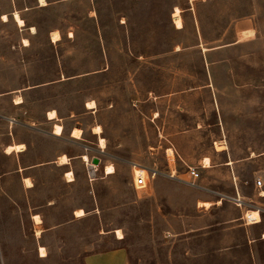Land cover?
<instances>
[{
    "label": "rangeland",
    "instance_id": "1",
    "mask_svg": "<svg viewBox=\"0 0 264 264\" xmlns=\"http://www.w3.org/2000/svg\"><path fill=\"white\" fill-rule=\"evenodd\" d=\"M12 134L36 159L68 157L75 181L51 168L37 183L55 205L23 193L2 208L7 264H79L116 230L130 264H264V0H0V140ZM73 210L85 218L63 224Z\"/></svg>",
    "mask_w": 264,
    "mask_h": 264
},
{
    "label": "crops",
    "instance_id": "2",
    "mask_svg": "<svg viewBox=\"0 0 264 264\" xmlns=\"http://www.w3.org/2000/svg\"><path fill=\"white\" fill-rule=\"evenodd\" d=\"M23 144L25 145V151L23 152H16L13 151L11 154H6L5 153V148L10 145H19ZM65 155V154H62ZM61 156V155H60ZM59 156H55L52 158H44V159H36L35 156H31L27 153L26 149V144L18 139L17 136H14L13 134L11 135V142H3L0 140V228H2L1 223L5 221L4 218H1L2 213H3V207L6 206L7 204H14V205H21V200H24V197H22V194H26L28 205L30 209L32 208V205L35 207L45 205V206H53L56 204V200L59 199V197L56 196L55 190L56 187H53L50 193V196L46 198H41L42 194L41 191L46 190V188L41 186V183H37V178L43 173L46 172L48 173L51 168L53 170H57L61 173L62 179L65 180V174L68 172H71L73 174V170L70 167L69 159H68V164L59 166L57 165V159ZM68 158V157H67ZM82 158V157H81ZM208 160V167H205L204 161ZM231 162L229 160L228 162H225V166H228V163ZM232 164V163H231ZM229 164V165H231ZM203 168H209L210 167V158L204 157L203 158ZM103 174L105 176H108L105 173V168L103 169ZM112 175V174H111ZM15 176L17 177V180L15 179ZM74 176V174H73ZM28 178L32 182V187L31 188H26L23 184V179ZM75 181V179H74ZM73 181V182H74ZM73 182H66V180L63 182L64 187H69V185ZM38 184V185H37ZM46 194V192H43V195ZM219 195V194H218ZM38 199L40 201H38ZM41 199L45 200V203L41 202ZM223 199L218 196V198L214 200H206L203 199L202 203H208L210 205V208L216 207L219 208L222 206V201ZM246 203H242V205L245 206ZM197 206V204H196ZM201 208V207H200ZM209 208V209H210ZM207 209V210H209ZM76 211V210H75ZM74 210L72 211V214H70L68 211L65 214V217H63L62 222L63 224H68V223H77L81 220H83L84 217L81 218H76L74 216ZM253 212V211H251ZM257 212V211H255ZM259 214V211L257 212ZM244 212L241 213V216L237 218V220H242L245 221L246 219L244 218ZM33 215H39L41 218L40 214H30V220L32 221ZM260 216V214H259ZM261 220V219H260ZM261 223V222H260ZM259 223L253 224V225H248V226H254ZM247 225V224H246ZM38 225H34L33 223V228H34V233L36 232L35 227ZM58 226V225H57ZM57 226H51L48 228L47 231H53L57 229ZM43 234V230L41 233V236ZM264 234V232H263ZM40 236V237H41ZM123 240V239H122ZM122 240H115V245L114 248L105 250V251H98V252H93V253H88L82 256V258L79 261V264H130L128 254L126 249L120 245ZM40 246V244H39ZM37 246V255L39 256L38 252V247ZM44 247V246H41ZM46 250V247H44ZM6 250L3 246V243L1 241V236H0V264H7L6 261ZM48 257V256H47ZM45 258L39 257L40 261H44Z\"/></svg>",
    "mask_w": 264,
    "mask_h": 264
},
{
    "label": "bare ground",
    "instance_id": "3",
    "mask_svg": "<svg viewBox=\"0 0 264 264\" xmlns=\"http://www.w3.org/2000/svg\"><path fill=\"white\" fill-rule=\"evenodd\" d=\"M40 2H41V4L42 5H45V0H40ZM5 17V16H4ZM172 18L174 19V23H175V26H176V28L177 29H180V28H182V22H181V20H180V16H179V11L176 9L174 12H173V14H172ZM13 20H14V22L19 26V27H22L23 25H24V22H23V20L19 17V15H18V13L17 12H14L13 13ZM32 30H33V28H32ZM52 34V33H51ZM52 36V35H51ZM52 38H54L55 40H57L58 39V35L57 34H54L53 35V37ZM53 39V40H54ZM25 41V40H24ZM26 43V42H25ZM19 100V99H18ZM91 108V107H90ZM47 118H48V120H54V119H56V113L54 112V111H50L48 114H47ZM94 133L96 134V135H98V134H100V128L99 127H97V128H95L94 129ZM53 134V136H55V137H57V136H60L61 134H62V127L61 126H59V125H55L54 126V128H53V130H52V133H51V135ZM80 134H81V130H79V129H77V128H75V129H73V131H72V134H71V136L73 137V138H75V139H78L79 137H80ZM98 145L101 147V148H103L104 147V140L103 139H101V137H99L98 138ZM21 146H8L7 148H6V152L7 153H12L13 151H16V152H19L20 150H21ZM224 149V147H221V146H217V150H223ZM23 151V150H22ZM68 163V159L65 157V156H60V158L58 159V161H57V164H59V165H65V164H67ZM114 172V169L110 166H108V167H106L105 168V173L106 174H112ZM66 176L69 178V181H72L73 180V178H72V174L71 173H67L66 174ZM25 184H26V187H31L32 185V183L30 184V182H28V180L27 179H25ZM203 205H205V206H209V204H207V203H204ZM84 215V212L82 211V210H78V211H76L75 212V216L76 217H81V216H83ZM247 217L250 219V220H253L254 222H260V216H259V214L257 213V212H255V211H253V212H249L248 214H247ZM33 218V220H34V222H35V224L36 225H40L41 224V221H40V219L38 218V216H33L32 217ZM253 222V223H254ZM40 234V231H38L37 230V235H39ZM115 234H116V238L118 239V240H121V239H123V235H122V233L119 231V230H116V232H115ZM39 256L40 257H45L46 255H45V251H44V248H42V247H40L39 248Z\"/></svg>",
    "mask_w": 264,
    "mask_h": 264
},
{
    "label": "built area",
    "instance_id": "4",
    "mask_svg": "<svg viewBox=\"0 0 264 264\" xmlns=\"http://www.w3.org/2000/svg\"><path fill=\"white\" fill-rule=\"evenodd\" d=\"M86 163H87V161H86ZM97 167L98 166L93 165L92 162L88 166H86L87 178H88L89 182H92L95 179L96 173L98 172ZM188 174L193 179H196L199 177V173L197 172V170L195 168L190 167L188 170ZM146 179H147V177L145 178L144 175H139L138 178L135 180V183H134L135 187L144 188L146 186ZM255 184H256V187H258V188H261L263 186L260 178H256ZM235 190H236L237 199H239L238 190L237 189H235Z\"/></svg>",
    "mask_w": 264,
    "mask_h": 264
},
{
    "label": "water",
    "instance_id": "5",
    "mask_svg": "<svg viewBox=\"0 0 264 264\" xmlns=\"http://www.w3.org/2000/svg\"><path fill=\"white\" fill-rule=\"evenodd\" d=\"M12 16H13V14H12ZM98 162H99V161H98V159H97V158H94V159H93V161H92V163H93V164H95V165H97V164H98Z\"/></svg>",
    "mask_w": 264,
    "mask_h": 264
},
{
    "label": "trees",
    "instance_id": "6",
    "mask_svg": "<svg viewBox=\"0 0 264 264\" xmlns=\"http://www.w3.org/2000/svg\"><path fill=\"white\" fill-rule=\"evenodd\" d=\"M24 22V21H23ZM25 24V23H24ZM185 26H183L181 29H184ZM220 38H217V40H219Z\"/></svg>",
    "mask_w": 264,
    "mask_h": 264
}]
</instances>
